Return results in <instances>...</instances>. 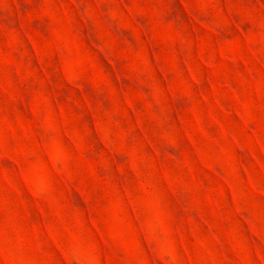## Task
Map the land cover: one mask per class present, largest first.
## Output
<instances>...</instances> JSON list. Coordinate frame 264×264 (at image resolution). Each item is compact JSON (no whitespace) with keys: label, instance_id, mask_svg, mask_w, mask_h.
I'll return each mask as SVG.
<instances>
[{"label":"rangeland","instance_id":"rangeland-1","mask_svg":"<svg viewBox=\"0 0 264 264\" xmlns=\"http://www.w3.org/2000/svg\"><path fill=\"white\" fill-rule=\"evenodd\" d=\"M0 264H264V0H0Z\"/></svg>","mask_w":264,"mask_h":264}]
</instances>
